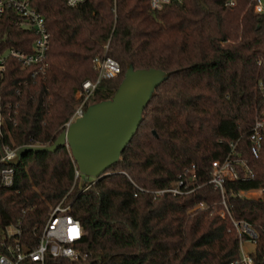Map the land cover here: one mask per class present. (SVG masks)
<instances>
[{
  "label": "trees",
  "instance_id": "trees-1",
  "mask_svg": "<svg viewBox=\"0 0 264 264\" xmlns=\"http://www.w3.org/2000/svg\"><path fill=\"white\" fill-rule=\"evenodd\" d=\"M232 1V3H229ZM255 0H32L50 33L46 60L22 67L9 56L0 73V143L45 145L73 113L83 80L97 75L95 56L118 60V76L103 79L87 105L110 98L129 64L170 71L143 108L137 131L119 158L93 181L75 178L70 147L29 150L14 165V183L0 189V228L19 229L32 246L61 200L83 229L78 259L61 264H241L240 237L221 216L222 194L207 183L211 163L234 150L252 178L225 182L232 215L256 231L252 264H264V128L259 153L249 132L264 118V12ZM11 7L0 20V51L33 49L34 31L16 23ZM98 96V97H97ZM7 112H9L8 115ZM1 154V149H0ZM196 165L201 185L155 197L184 166ZM197 181V182H198ZM203 207H198L199 203Z\"/></svg>",
  "mask_w": 264,
  "mask_h": 264
},
{
  "label": "built area",
  "instance_id": "built-area-1",
  "mask_svg": "<svg viewBox=\"0 0 264 264\" xmlns=\"http://www.w3.org/2000/svg\"><path fill=\"white\" fill-rule=\"evenodd\" d=\"M68 6H75L85 0H63ZM168 0H150L152 8L159 7ZM229 3H232L230 1ZM254 9L256 12H264L262 0H255ZM11 7L18 13L16 23L22 27L32 29L36 35L31 51H24L14 46L0 51V73L6 67V59L9 56L14 57L22 67L29 65H37L41 70L48 66L46 60L47 50L49 48L50 33L45 25V17L42 12L35 9L32 0H0V20L4 15L6 8ZM94 68L97 70V75L93 79H85L81 83V87L76 92L77 104L72 111L73 113L64 123V127L71 121L83 115L87 106V102L98 84L103 79L115 78L121 71L118 60L111 55L95 56L93 58ZM8 115L9 112H7ZM3 122V116L0 114V124ZM264 128V118L254 122L249 132L251 140V152L257 155L263 143L262 129ZM232 148L228 155L223 159H214L211 163L210 176L207 183L213 188L218 189L222 194V209L221 216H228L231 225L234 226L240 237L246 236L248 239L256 237V231L251 222L236 218L232 215L230 208L225 201V182L227 179L239 177L238 167L243 170V179L252 178L253 171L247 164L246 159L238 156L234 150V143H231ZM0 154V189L2 187H10L14 183V165L9 162L16 157L18 146L1 144ZM78 168L75 169V178L80 175ZM83 176V174H82ZM199 175L196 171V165L190 163L184 166L176 180L164 187L155 189H141L146 192L150 191L155 197L163 196L166 193L172 195H182L198 188L201 183L198 181ZM198 181V182H197ZM258 192L259 195L264 193V188H251L245 192ZM258 195V196H259ZM204 203H199L198 207H203ZM70 204L61 200L54 205L50 211L47 220L41 228L38 240L32 246L26 245L21 241L18 228L13 226H5L0 228V264H61L59 260L69 259L75 260L82 256L78 241L82 238L83 229L79 220L69 212ZM243 239H240L241 264H252L253 259L249 253L243 249ZM233 264V263H231Z\"/></svg>",
  "mask_w": 264,
  "mask_h": 264
},
{
  "label": "water",
  "instance_id": "water-1",
  "mask_svg": "<svg viewBox=\"0 0 264 264\" xmlns=\"http://www.w3.org/2000/svg\"><path fill=\"white\" fill-rule=\"evenodd\" d=\"M170 74L155 67L134 68L129 64L123 79L110 98L86 106L83 115L71 121L56 138L45 145H20L9 163L16 164L29 150L55 151L60 145L70 147L83 179L101 176L119 158L122 149L137 131L143 108L153 90ZM0 149L1 143H0Z\"/></svg>",
  "mask_w": 264,
  "mask_h": 264
},
{
  "label": "rangeland",
  "instance_id": "rangeland-1",
  "mask_svg": "<svg viewBox=\"0 0 264 264\" xmlns=\"http://www.w3.org/2000/svg\"><path fill=\"white\" fill-rule=\"evenodd\" d=\"M262 4L264 5V0H262ZM88 179L90 181L94 180L92 176H89ZM244 194L246 196H258L259 195L258 192H251V191L245 192ZM242 241H243V249L245 252L249 253L251 252V250L255 248V243L254 241H252V239L244 238Z\"/></svg>",
  "mask_w": 264,
  "mask_h": 264
}]
</instances>
